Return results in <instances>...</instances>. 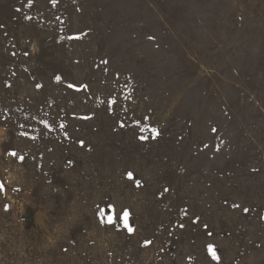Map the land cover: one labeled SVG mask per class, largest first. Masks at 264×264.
<instances>
[{
    "label": "rangeland",
    "instance_id": "1",
    "mask_svg": "<svg viewBox=\"0 0 264 264\" xmlns=\"http://www.w3.org/2000/svg\"><path fill=\"white\" fill-rule=\"evenodd\" d=\"M0 264H264V0H0Z\"/></svg>",
    "mask_w": 264,
    "mask_h": 264
},
{
    "label": "snow or ice",
    "instance_id": "2",
    "mask_svg": "<svg viewBox=\"0 0 264 264\" xmlns=\"http://www.w3.org/2000/svg\"><path fill=\"white\" fill-rule=\"evenodd\" d=\"M57 79H59V78H57ZM213 131H215V129H213ZM156 134H158V133H156ZM129 176L131 177L132 176V173H129ZM246 211H247V209H246ZM128 216H129L128 211H124V213H123V219L125 221V224H127ZM109 221L111 222V218H109ZM129 231H132V229L129 228ZM209 251L212 253L214 259H218V257L215 255L214 246L209 245Z\"/></svg>",
    "mask_w": 264,
    "mask_h": 264
}]
</instances>
